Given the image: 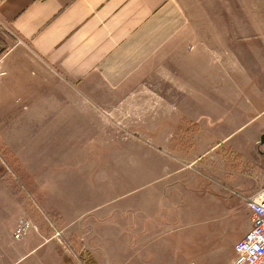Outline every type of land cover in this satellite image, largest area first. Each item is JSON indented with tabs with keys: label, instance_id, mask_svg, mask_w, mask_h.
<instances>
[{
	"label": "crops",
	"instance_id": "obj_1",
	"mask_svg": "<svg viewBox=\"0 0 264 264\" xmlns=\"http://www.w3.org/2000/svg\"><path fill=\"white\" fill-rule=\"evenodd\" d=\"M191 4V0H0L1 42L8 44L0 51V132L78 134L68 135L60 144L53 143L58 152L64 150L62 157L51 156L47 162L31 160L38 166L36 174L43 175L37 177L35 188L43 197L41 205L61 217L56 227L65 233L78 230L81 237L85 236L80 231L86 221L93 227L92 252L99 264H105V255L107 264H188L182 261L181 239L192 236L187 230L190 225L196 227L192 213L202 209L192 204L191 186L166 182L168 177L163 173L155 179H143L122 194L102 199L101 169L96 168L95 154L82 160L73 155L93 144L100 147L79 134L100 132L104 101L155 99L158 89L152 87L151 93L149 85L159 78L179 86L178 95L191 97V118L211 120L213 92L207 88L199 94L197 53L185 45L196 36L192 26L196 15ZM262 10L258 6L260 20H264ZM167 53L189 59L182 63L184 67L179 66L180 74L175 68L169 72L168 76L175 72L172 78H165L166 69L172 66L167 62L172 58ZM203 65L200 68L207 73L208 67ZM256 73L260 87L264 72L259 67ZM187 86L191 88L182 92ZM65 89L71 92L65 95ZM143 92L148 96L144 97ZM20 99L23 109L16 105ZM201 102L205 105L199 112ZM225 110L222 117L228 116L231 109ZM45 144L41 142L40 147ZM65 149L73 150L72 158H65ZM44 164L51 167L44 170ZM91 179L93 183H89ZM85 184L88 188L84 193ZM263 184H251V189L255 191ZM228 185L220 189L226 193ZM230 194L226 193L224 200L210 196L214 204L200 214L204 223L220 221L227 209L235 212ZM182 197L189 201L182 203ZM180 214H184V222L179 220ZM210 226L205 227L204 235L213 236L215 225ZM245 232L241 231L236 239ZM43 245L37 241L33 245L24 243L36 261L39 251L47 250ZM220 249L217 245L208 249L210 263L206 264H232L233 244L223 259Z\"/></svg>",
	"mask_w": 264,
	"mask_h": 264
},
{
	"label": "rangeland",
	"instance_id": "obj_2",
	"mask_svg": "<svg viewBox=\"0 0 264 264\" xmlns=\"http://www.w3.org/2000/svg\"><path fill=\"white\" fill-rule=\"evenodd\" d=\"M261 1L264 0H191L196 36L185 45L197 53L199 94L207 88L213 92L214 111L210 121L200 116L191 118L188 114L191 97L178 95L179 86L159 78L149 85L151 93L152 87L158 89L155 99L104 101L106 110L100 118V132L79 134L81 139L97 142L100 147L93 144L73 155L74 159L82 160L95 154L96 168L101 169L102 199L122 194L143 179H155L163 173L168 177L166 182L192 187V204L202 209L192 213L196 227H187L192 236L181 239L182 261L188 264L190 261L210 263L207 252L212 245L221 246V258H224L234 239L250 226L251 212L245 196L253 191L251 184L258 187L264 182V143L259 141L264 132V91H261L264 84L259 87L256 73L259 67L264 72V20L257 18L258 6L264 9V3L259 4ZM1 36L0 30V51H3L8 44L1 42ZM166 55L172 57L167 60L172 66L166 69L165 78H172L175 72L168 76L169 72L175 68L180 74L179 66L184 67L182 63L188 58L178 57L176 53ZM201 64L208 67L207 73L201 70ZM190 88L183 87L182 92ZM70 92L65 89V95ZM146 93L144 97L148 96ZM200 104L199 112L205 103ZM16 105L23 109L21 99ZM227 107L231 110L222 117ZM68 135L78 134L0 132V264H99L92 252L93 227L86 221L80 231L85 236L78 235L75 229L67 230L66 234L56 227L61 217L41 205L43 197L35 188L37 177L43 175L36 174L38 166L31 160L47 162L51 156L62 157L64 150L58 152L53 143L60 144ZM41 142L46 144L40 147ZM68 151L65 149V158L69 159L73 150ZM50 167L42 165L44 170ZM223 185L230 188L226 193H231L235 212L227 209L220 221L204 223L200 214H205L206 206L214 204L210 196L225 199L226 193L220 189ZM87 188L85 184L84 193ZM150 188L152 185L145 190ZM187 200L182 197V203ZM180 215L179 220L184 222V214ZM20 219H25L29 226L25 233L16 234L13 230ZM213 224V236L204 235L205 227ZM35 241L47 247L39 251L37 261L35 254L31 255L24 246L25 242L33 245ZM106 259L105 255L102 261L105 264Z\"/></svg>",
	"mask_w": 264,
	"mask_h": 264
},
{
	"label": "built area",
	"instance_id": "obj_3",
	"mask_svg": "<svg viewBox=\"0 0 264 264\" xmlns=\"http://www.w3.org/2000/svg\"><path fill=\"white\" fill-rule=\"evenodd\" d=\"M245 202L251 212V224L233 243L232 264H264V184L246 195ZM28 226L25 219H20L13 232L25 233ZM55 234L58 235L59 231Z\"/></svg>",
	"mask_w": 264,
	"mask_h": 264
},
{
	"label": "water",
	"instance_id": "obj_4",
	"mask_svg": "<svg viewBox=\"0 0 264 264\" xmlns=\"http://www.w3.org/2000/svg\"><path fill=\"white\" fill-rule=\"evenodd\" d=\"M259 141H260L261 143H264V132H262V133L260 134Z\"/></svg>",
	"mask_w": 264,
	"mask_h": 264
}]
</instances>
